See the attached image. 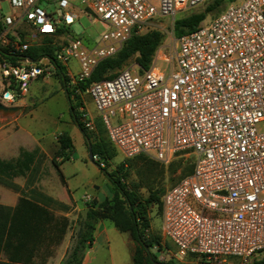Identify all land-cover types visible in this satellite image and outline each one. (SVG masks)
<instances>
[{
  "label": "built area",
  "instance_id": "built-area-1",
  "mask_svg": "<svg viewBox=\"0 0 264 264\" xmlns=\"http://www.w3.org/2000/svg\"><path fill=\"white\" fill-rule=\"evenodd\" d=\"M1 1L0 47L18 54L16 61L0 59L1 93L13 100L48 74L52 61L77 58L78 75L69 81L77 83L132 34L143 32L154 15H174L203 0H78L108 29L94 44L73 36L55 49L53 60L36 61L19 53L37 33L52 34L59 22L72 23L77 13L69 7L75 0H54L57 18L39 0H8V12ZM23 21L36 33L18 30ZM177 39L169 53L161 43L146 69L124 66L85 91L124 157L145 153L168 163L178 150L196 152L192 170L161 195V232L175 245L171 257L178 256L180 264H253L264 253V0H231L212 20ZM118 113L121 119L113 120ZM81 118L93 126L83 109Z\"/></svg>",
  "mask_w": 264,
  "mask_h": 264
},
{
  "label": "trees",
  "instance_id": "trees-1",
  "mask_svg": "<svg viewBox=\"0 0 264 264\" xmlns=\"http://www.w3.org/2000/svg\"><path fill=\"white\" fill-rule=\"evenodd\" d=\"M224 1L213 0L203 10L191 11L186 15L176 17L173 23L174 33L179 37L183 33L197 28L202 24L208 11L220 6ZM163 37V32L158 28H150L141 33L132 34L113 55L100 59L88 77L74 84L68 83L69 77L64 71V66L56 61L55 72L60 75L66 86L72 116L85 136L90 138L92 153L96 155L95 160L98 161L101 170L108 172L113 188L111 197L105 198L99 203H86L83 216L78 221L75 241L67 251L62 264H81L84 249L87 243L93 239V229L99 218H108L119 230L129 233L134 243L132 264H155L154 261L157 260L156 255L150 251L149 247L160 243V236L146 232V228L150 225L146 204L155 198L161 204V195L164 190H161L158 197L156 192L150 190L149 197L142 198L135 187L123 181L124 175L121 168L127 163L132 164L134 158H137L140 163L158 160L137 155L124 158L113 170L107 171V166L113 156V147L102 136L91 138L84 122L80 120L79 103H74L71 93L75 91L76 87L84 89L92 81L114 76L131 57H134L140 71L146 69L156 48L162 43ZM54 48L53 44L45 41L29 46L19 54L32 58L41 57L44 54L51 57L54 56ZM0 53L3 57L13 61L18 58V54H8L3 47H0ZM57 140L58 147L52 157L56 165L58 163L55 156L62 154L63 158H68L72 149V140L68 133H60ZM21 155L15 160L0 159V173L14 175L20 172L27 165L26 161L32 158V154L27 151H22ZM191 170L192 166L184 174ZM184 174H181L180 177ZM65 224L64 217L54 216L48 207L26 196H20L14 206L0 203V264H33L32 257L42 241L58 242ZM3 252L7 253V259L1 258ZM165 263L170 264L168 260ZM253 264H264V256L255 260Z\"/></svg>",
  "mask_w": 264,
  "mask_h": 264
},
{
  "label": "crops",
  "instance_id": "crops-1",
  "mask_svg": "<svg viewBox=\"0 0 264 264\" xmlns=\"http://www.w3.org/2000/svg\"><path fill=\"white\" fill-rule=\"evenodd\" d=\"M17 29L25 32L26 35L36 33L35 29L26 21L18 24ZM45 36L50 38L45 39ZM54 36H56V32L52 34L37 33L30 41L29 46L38 45L46 41L55 46V51V49L66 44L67 40H63L64 42L62 44L55 43L54 40H52ZM95 42L97 41L90 37H87L85 40V43L88 45L94 44ZM20 56L23 58L28 57L23 54ZM44 56L50 59L53 57L44 54L39 58H43ZM2 57L0 53V59ZM71 58L72 57H69L65 62L57 61L64 66V71L69 77L68 83L70 77L76 75L69 67ZM52 62L54 66L51 69L55 70L56 61ZM55 73L57 75L56 77L61 80L65 89L64 93H62L65 94L68 101L67 115L70 114L72 116L66 86L60 75L57 72ZM4 82L5 79L0 75V93ZM82 92H85L89 97L88 101L84 103V106L81 99ZM47 94L48 92H46V95ZM71 96L74 103H79L78 110L81 108V110H79L80 114L84 107L85 111L92 119L93 126L91 128L87 127L89 130L93 131L92 133L89 131L91 138L95 139L96 137L102 136L110 143L116 152L120 154L122 157L121 160L128 158L124 157L109 140L106 127L90 93L85 91L84 88L80 89L79 92H72ZM15 104L19 106V111H17V113L9 115H2L0 113V159L15 160L22 156V151L31 153L32 158L26 161L27 165L23 167L20 172L14 175L0 173V203L14 206L18 202L20 196H26L48 207L54 216L64 217L66 219V224L64 226V231L59 237V241L56 243L42 241L31 261L33 264H62L73 241L71 234L73 228L75 229V224H78L76 218L78 216L81 218L85 210L82 199L80 202L74 195L75 189L79 187L78 185H89L90 187L99 188V186H95L94 179L101 169L97 163L90 159L88 153V140L90 141V138L85 136L73 116L72 118L75 120L74 126L62 130V132L68 133L71 137V153L68 158H63L62 154L55 156L58 165L53 162L52 157L58 147V140L56 139L57 141H55V139H53L54 130L50 133L45 130V121L48 120V115L45 113V75H39L37 78L33 79L27 91L17 96ZM57 117L50 116V122H53ZM112 118L113 120L121 119L119 113ZM80 120L83 122L81 116ZM53 123L56 127L55 122ZM99 123L104 129V133L99 131ZM75 153L77 154L76 157L74 156ZM137 155L153 158L145 153L136 154L134 156ZM134 156H130L129 158ZM103 171L105 172V170ZM84 194H89L92 198L97 200L100 191L93 195L88 190H84L82 196ZM110 196H112V194ZM82 209L83 211L80 213L79 210ZM114 228L125 234L122 237V241L129 249L131 257L130 264H132L133 240L128 232L119 230L108 218H99L96 221L93 229V239L90 243H87L84 249L81 264H91L94 259H97L98 250L104 248L105 245L109 246L111 241L110 232H112ZM1 258L7 259V253L3 252ZM110 261L112 264L114 263L113 255H110Z\"/></svg>",
  "mask_w": 264,
  "mask_h": 264
},
{
  "label": "rangeland",
  "instance_id": "rangeland-1",
  "mask_svg": "<svg viewBox=\"0 0 264 264\" xmlns=\"http://www.w3.org/2000/svg\"><path fill=\"white\" fill-rule=\"evenodd\" d=\"M212 1L213 0H203L202 2L194 6L178 11L174 15H154L148 21V24L143 29V31L150 28L160 29L164 34V37L162 39V44L165 46L164 49L167 53H169V51L172 52L178 40V36L174 33L173 30L174 19L176 17L186 15L191 11L203 10L205 6ZM242 1L243 0H235L237 4ZM1 2L2 11L8 12L10 9L8 0H2ZM227 2L228 1L225 0L220 6L208 11L205 18L202 20V23H207L212 20L213 17H215L222 9H224ZM39 4L47 11H52L54 17L57 18L56 8L58 5L56 1L39 0ZM69 9L77 13V18L70 24H65L63 21L59 22L56 31V36H54L52 40H54L55 43L59 44H62L64 42L63 40H68L73 36H80V38L84 39V41L87 37L93 38L95 41L100 40L102 32L108 29L107 25L100 18L95 16V14L90 10V8H87L83 4H80L78 0H75L74 4L70 5ZM48 38L50 37L45 36V39ZM133 63L137 64L134 57H131L125 64V66ZM158 64L165 66L166 63L163 61H158ZM69 67L78 75L80 66L77 58H71V60L69 61ZM137 69H139V65ZM56 76L57 75L55 73V70L52 69L48 74L45 75V113L48 115V120L45 121V130L49 131V133L53 130L55 131V133L53 134V139H55V141H57V136L60 132H62V130L67 127H73L75 124V120L72 118V116L70 114L67 115L68 101L65 94H63L65 89L61 80ZM46 92H48L47 95ZM3 94L4 93H1L0 98L5 104H15L17 96H15L13 100H7L2 97ZM81 99L83 102L82 104L84 106V103L88 101L89 97L85 92H82ZM79 110H81V108H79ZM83 110L85 111L84 107ZM17 111H19V109ZM17 111L13 112V114L17 113ZM50 116H58L53 121L55 122L56 127L52 121L50 122ZM98 129L100 132L104 133V129L101 124ZM88 131H90V133L93 132L89 129ZM112 152L113 156L110 160V164L107 166V171L113 170L122 159L120 154L116 152L114 148H112ZM76 155L77 154L75 153L74 156L76 157ZM196 157V152L193 149L187 148L175 152L172 157V160L168 163H164L162 161L154 162V160H149L146 162L143 161L140 163L137 158H134L132 164L126 162L127 165L121 168L122 173L124 175L123 181L128 185L135 187L139 195L144 199L149 197L150 190L152 192H156V195L158 197L161 190H164L166 187L173 184L175 181H177L181 174L187 172V169L192 166ZM93 161L95 163H98V161L95 159ZM107 173L108 172L105 173L103 170L97 173L94 182L95 186H99V188L90 187L89 185H78L79 187L75 189L74 195L76 196V198H78L80 202L82 199V204L84 203L85 207L87 202L99 203L100 201L105 199V197L108 198L113 193L112 182ZM114 173L117 174V172ZM84 190H88L93 195L100 191L99 198L101 199L98 198L96 200L95 198H92V200H86V194L82 196ZM81 211H83V209L79 210L80 213ZM146 213L150 222L149 227L146 228V232L151 234H157L160 236V243L151 245L149 247L150 251H152L156 255L157 260H161L164 262L168 260L170 264H180L178 256H174L173 258L171 257V252L175 250L174 243L164 237L160 230L162 221L161 204H159L157 198L147 202ZM204 213L213 214L212 211L207 209L204 210ZM79 217L80 216L76 218L77 223L79 221ZM107 221L111 223L109 220ZM77 226L78 224H75V229L73 228V232L71 234V238L73 240L71 245H73L76 238L75 232L77 230ZM114 229L112 230V232H110L111 241L109 246L105 245L104 248L99 249L97 259H94L91 264H112L110 261V255H113V264H130L131 257L129 249L127 245L124 244L122 241V237L125 234L123 232H119L116 229L115 231ZM261 255V257H263L264 253H262Z\"/></svg>",
  "mask_w": 264,
  "mask_h": 264
},
{
  "label": "water",
  "instance_id": "water-1",
  "mask_svg": "<svg viewBox=\"0 0 264 264\" xmlns=\"http://www.w3.org/2000/svg\"><path fill=\"white\" fill-rule=\"evenodd\" d=\"M30 61H36L39 59V57L36 58H32L30 56L27 57ZM19 109L18 105L15 104H5L1 99H0V113L2 115H9L12 114L13 112L17 111ZM88 139V138H87ZM88 153H89V157L90 159L94 160L93 157V153L91 150V144L90 141L88 140ZM98 164V163H97ZM99 165V164H98ZM108 174V173H107ZM151 257V254H149ZM155 264H166L164 261L161 260H155L154 261Z\"/></svg>",
  "mask_w": 264,
  "mask_h": 264
}]
</instances>
